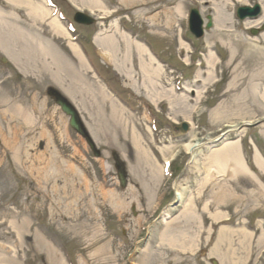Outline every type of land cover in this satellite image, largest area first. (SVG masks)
<instances>
[{"label":"rangeland","instance_id":"1","mask_svg":"<svg viewBox=\"0 0 264 264\" xmlns=\"http://www.w3.org/2000/svg\"><path fill=\"white\" fill-rule=\"evenodd\" d=\"M98 1L99 5L94 3L95 17L102 15L107 17L103 19L104 21L100 20L101 24L105 25L109 22L117 24L119 22L116 21L117 16L120 13L126 14L128 18L124 17L120 21L121 26L125 25L123 27H127L132 33L136 31L138 37L143 34L151 35L162 57H173L176 64L182 63L177 55L183 51L181 47L186 48L184 41L179 39L185 32L180 30L178 21L183 22L184 10L187 7L186 0H165L171 7L152 15L151 18L147 13L154 8L155 10L162 8V2ZM121 1L125 4V8L119 9ZM201 1L202 14L206 16L211 13L214 26L203 38L194 39V46L197 49L194 58L197 62L191 64L190 69L184 74V82L187 86L180 102L187 104L191 92L199 97L193 99L192 96L190 99L192 105H186V113L181 110L175 111L173 108L171 112L169 110L171 116L179 119L188 116L192 106L194 107L199 101L196 104L199 111L191 114L190 129L188 132L182 131L184 133L172 129L169 131L163 129L164 124L158 125V130L146 129L140 111L135 116L127 114L126 118L128 123L134 122L137 125L139 138L151 140L153 134L155 139L160 137L161 142H165L166 138L163 136L167 135L169 136L167 143L170 142L172 145L166 148L174 145L173 148L179 149L178 160L181 159L182 162L176 164L177 184L183 197L180 200L176 197L173 202H180V207L184 209L182 212L188 210L189 206L192 207V198L204 196L203 199H215L216 196L223 194L224 186L231 189L233 198L228 196L220 202L231 205V208L238 212L234 215L230 211L234 218L233 223L235 221L239 223V230L247 227L248 222L250 225L256 224L254 229L247 228L252 234L250 248L246 251L248 264H264V237L261 238V234L264 235V223H259L264 219V192H262L264 184L253 173L255 171L258 176L263 174L264 178V172L254 162V158L258 156L257 151L264 157V99L257 93L264 89V61L259 63L248 61V58L253 60L258 56H264V31L257 36H253L250 32L251 27H261L260 24L264 22V0ZM257 1L262 5L259 18L244 22H237L234 19L232 13L236 7ZM100 5L102 7L98 9ZM104 6H110L118 11L114 14L104 12ZM178 8H181V11ZM10 9L14 10V13L11 11L9 13L11 17H15L12 20L16 23L18 21L21 25H19L20 29L25 30L24 23L27 25V21L24 19L26 12L23 7L12 6ZM5 10L6 7H3V12L0 9V16L5 15ZM125 19L126 23H123ZM172 19H174L173 24ZM1 21L3 20L0 19V39L3 40V46L0 43V58H6L8 64H2L0 61V264H50L51 262L55 264V256L61 259L60 262L62 261V249L73 262L82 258L79 259L80 264H122L123 261L124 264H225L228 260L223 257L224 254L220 257L213 252L216 241L195 242L196 250L199 244L202 248L201 252L195 253L196 255L187 252L194 253L196 251L194 249L183 251L179 248L180 244L172 246L173 242L168 231L186 224L184 222L187 216L180 215L181 213L176 210L180 207L170 211V216L174 220L176 218L179 220L170 226L167 225L166 231H162L157 225L159 220L150 223L148 222L150 220H145L147 224L145 230H142V227L138 228L141 224L146 226L142 221L135 223L136 225L122 226L124 233H121L116 224L115 214H110L111 218L109 217L114 235L110 236L112 234L105 231L106 229L101 226L100 217L109 214L103 202L104 196L107 200L110 196L117 197L116 188H120L114 160L111 157L112 148L117 147L114 150L124 160L129 176L128 187L123 192L125 200L123 199L121 201L123 203L119 205L120 209H126L125 215L128 217L131 215V203L139 197V192L142 191V206L135 204L137 213H142L144 207L151 202L152 197L149 199L144 191V185L154 188L152 167L146 166L139 159L133 137H129L128 132L125 133L128 127L122 109L104 90H96L83 79H77L78 82L72 81L65 86L70 81V77L65 81L57 77L58 73L56 77L49 74L51 67L60 66L62 69V63L57 57L60 52L55 45H51V50L45 49L46 52L33 61L32 57L25 59L28 57V51L36 46L35 42H27V36L23 37V34ZM98 27L99 23L94 28ZM91 33L92 31L89 32L88 38ZM118 39L124 45L122 36ZM188 39L193 41L192 37ZM118 56L122 54L119 53ZM14 60H18L20 65L12 64ZM28 70H33L32 74L27 73ZM167 71L169 73V70ZM203 81L208 83L205 85ZM159 82L160 86L163 85L162 80ZM52 83L66 87L64 88L66 94L81 111L94 137L98 140H109L97 145L102 152L100 158H94L85 140L77 136L68 126L67 116L45 96L46 88ZM147 85L150 91L142 86L135 87L136 94H140L136 100L137 105L142 99L155 102L159 98L160 100L167 98L161 88L158 90L157 87ZM157 90L160 95L156 94ZM128 93L134 95L131 91ZM242 93L256 94L250 97L251 100L249 97L242 99V101L249 100V104H253V107L248 104H242V107L236 106L239 103L237 99L241 97L237 94ZM177 96L178 93L175 95L176 100L179 99ZM200 99L203 103H200ZM215 115L219 116L218 119H214ZM245 122L251 123L244 125ZM230 128L234 130L226 133L225 131ZM133 130L136 134L135 127H132L131 131ZM172 135H178L180 138L173 141ZM188 141L200 143L194 151V157L187 154V149L183 146V143ZM42 142H46L43 148L40 145ZM225 142L237 144L235 150L231 152L246 160L251 169L249 178L242 177L239 181V178L232 176L231 165L227 162L225 177L216 180L205 179L207 174L211 177L217 173L221 174L219 166L209 165L207 159ZM162 146L151 147L163 149ZM149 158L154 162L150 156ZM70 165L75 167L78 174L69 168ZM258 170L262 171L261 174L257 172ZM166 188L169 189V184ZM169 195L171 201L175 196L173 192ZM100 205L104 209L101 214L98 210ZM221 215H224L221 216V220L226 218L225 214ZM229 219L228 222H231V216ZM196 222L188 224L189 231ZM221 224L222 226L218 228L222 229L228 223ZM132 227L136 229L132 230ZM211 233L214 238L220 236L218 230L210 231L208 235ZM122 234H125L124 241H121L118 251L112 249L109 252L110 239L111 248H115ZM231 234L242 235L241 232L234 231ZM47 237L52 245L46 242ZM158 240L161 244H157ZM47 246H50V249L47 250Z\"/></svg>","mask_w":264,"mask_h":264},{"label":"bare ground","instance_id":"2","mask_svg":"<svg viewBox=\"0 0 264 264\" xmlns=\"http://www.w3.org/2000/svg\"><path fill=\"white\" fill-rule=\"evenodd\" d=\"M35 1V2H34ZM87 2L89 1V3H95L96 5H99V2L98 0H86ZM8 2H10L12 4V6L14 7H23L24 11L26 12L27 14V18H26V21L32 23L33 25H38V26H41L43 25V21L45 20V18L48 16L49 14V9L48 8H45L43 6L42 3H40L39 0H8ZM94 5V4H93ZM95 7V6H93ZM178 10H180V8H178ZM8 12L11 11L12 13H14V10L12 11V9H9L7 10ZM8 14V13H7ZM6 14V15H7ZM11 15V14H9ZM13 15V14H12ZM15 15V14H14ZM4 20H5V17H4ZM3 22L4 24L10 26L11 28L15 29L16 31H18L19 33L23 34V37H29V40L30 41H33L35 42L36 46H34L33 48L34 49H38L39 50H44V47L45 45L41 44L39 39L40 37L37 36V39L33 38L32 36H30L27 32L23 31L22 29H20V27L17 25L16 22L14 21H9V20H5L4 21H1ZM51 27H52V30L54 32H56V34H62L64 29L54 20H52L49 24ZM44 26V25H43ZM1 40V39H0ZM3 40H1V46H3ZM103 42H106L105 44L106 45H110V47H114L115 48V45L117 44V40L115 37L112 36H108L107 38L105 39H102ZM100 44V43H99ZM129 44V43H128ZM102 45V44H100ZM71 48L73 51H76V48L77 46L75 44H71ZM6 47V46H5ZM137 58L139 60V69H140V73L142 74V78H143V85H144V88H146L147 90L150 91V87L147 85V84H150V86H154L156 87V80H155V76H158L159 73H161L163 71V67L161 65H156L155 63H151V60L148 61L147 58L144 57V53L146 51V49L144 48V46L142 44H137ZM7 49V48H6ZM117 52H120V51H117ZM115 52V53H117ZM29 55L31 56V53L30 51H28ZM129 54L127 48L124 49V57L120 60H118V65L119 67H122V63L124 65V63L126 62V57L127 55ZM58 59L60 60L61 62V57L58 56ZM57 61V60H56ZM248 61L250 63H259L260 61H264V56H258L256 58H254L253 60L251 58H248ZM15 64L18 65V62H16V60H14ZM58 63V62H57ZM137 63V64H138ZM68 65V69L70 70L69 72V77L72 78V81L74 82H78L77 79H79V75H77V69L71 67L69 64ZM131 73V72H130ZM133 75V73L131 74ZM209 77V76H208ZM215 77V75H214ZM264 83V82H263ZM264 86V85H263ZM258 89V88H257ZM108 92V91H107ZM167 93L169 91H166ZM109 93V92H108ZM259 94V96L264 99V89L263 90H260L257 92ZM156 94H161L160 92H156ZM241 97H239L237 99V101L239 102L237 105H240L242 107V104H248L250 105L251 107H253V104H249V100H245V101H242L243 98H250V97H253L255 96L256 94H252L250 95V93H242V94H237ZM251 100V98H250ZM242 101V102H240ZM180 100L177 101L173 106H177L178 110H181L183 111L184 113H186L187 111V106L186 105H181L180 103ZM173 103V101H172ZM240 107V108H241ZM176 108V109H177ZM218 115H215L214 119H218ZM229 127V126H227ZM232 127V126H230ZM49 140H50V137H49ZM134 144H135V147H136V150H137V153L139 155V159L142 161V162H145L146 166H151L152 167V171H151V174L153 172V177L155 178V180H159L160 178V171H161V168L156 164V163H153L151 161V159L149 158L148 156V151H146L144 148H142L141 144H140V140L136 138V136H134ZM200 144L199 143H194V142H186L184 144V147L187 149L188 152H194L196 150V148L199 146ZM237 147V144H235L234 142H225L223 144V146L219 149H217L215 152H213L209 157H208V161L210 162L209 165L211 166H219V169H220V172L221 174H218L217 173V176H226L225 174V171H226V166L227 165V162L230 163L231 167H230V170H231V175L236 177L237 179L239 178V181L242 177L244 178H249L251 175V172L248 168V166L246 165V162L242 159L241 156H238V155H234L231 151L235 150V148ZM240 152V151H239ZM227 154V155H226ZM254 162L255 164L264 172V160L262 159V157L258 154L257 157L254 158ZM65 163V162H64ZM67 164V163H65ZM69 168H71V170L73 172H76L78 174V171L75 169V167L73 165H70ZM160 170V171H159ZM215 176V177H217ZM215 177H211L209 174H207L205 176V179L206 180H211L212 178H215ZM154 180V181H155ZM225 188V186H224ZM223 188V194L221 195H218L216 196V205H220L222 204L223 202H220V201H223L224 198L228 197V196H231V198H233V195L231 194V189L230 188ZM262 188L264 189V186H262ZM144 190L145 192L147 193L148 196H151L152 197V192H151V187L148 186V185H144ZM264 192V191H262ZM177 194L182 198V192L181 191H178ZM112 201L111 203L112 204H116L117 205V202H119L120 200H117L116 198H111ZM194 203V202H192ZM189 214L188 213V210L186 212V210L184 211L185 212V215L187 216L186 220L184 223L185 226H181V227H178L176 229H173L172 230V233L170 234V239H171V243L172 246H178V244H180V247L182 250H186V249H193L195 247V241H196V235L194 232L192 231H189L188 230V224L191 223V222H196V220L198 219H201L202 220V216L204 215V213H201V212H196L193 207H190L189 206ZM221 216H224V215H217V214H212L210 216V219H211V224L212 225H217V218L221 217ZM177 221L176 220H172L171 222H169L170 224ZM197 224V222H196ZM195 224V225H196ZM194 227V226H193ZM192 228V227H191ZM201 229V223H200V228ZM234 231V232H241L242 235L241 236H233L231 234V232ZM219 232H220V236H218L216 238V244L214 246V254L216 256H220L221 257V254H224V258L226 257V259L228 261L225 262V264H246V259L248 257V251L249 248H250V243L252 242V235L249 231H247L246 229L242 228L241 230H232V229H229V228H226V227H222V229L220 228L219 229ZM263 238L264 235L261 234ZM169 239V238H168ZM182 239H185L184 241H181ZM187 240V241H186ZM170 244V245H171ZM243 244V245H241ZM186 246H189V247H186ZM259 246V245H257ZM241 248V249H239ZM54 262L55 264H62L60 262L61 259L59 258H56V256L54 257Z\"/></svg>","mask_w":264,"mask_h":264},{"label":"water","instance_id":"3","mask_svg":"<svg viewBox=\"0 0 264 264\" xmlns=\"http://www.w3.org/2000/svg\"><path fill=\"white\" fill-rule=\"evenodd\" d=\"M196 16V14H195ZM211 25V22L208 23V27ZM52 94H54L56 96L57 101L62 105L63 109L71 115V124L73 125V127L79 132L81 133L84 137H86L87 141L89 142V144L93 147L94 149V145L91 141V139L88 137V134L86 132V130L84 129L82 123L79 120V117L77 115V112L74 110V108L70 105V103H68L63 97H61L59 94H57L56 92L51 91ZM97 154H99L98 151H96ZM120 167V166H119ZM119 177L121 180V183L124 185L126 180H125V176L124 173L122 172V169L120 167V172H119Z\"/></svg>","mask_w":264,"mask_h":264}]
</instances>
